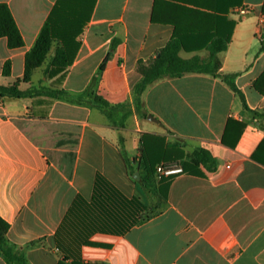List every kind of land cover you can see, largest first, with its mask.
<instances>
[{"label": "crops", "instance_id": "1", "mask_svg": "<svg viewBox=\"0 0 264 264\" xmlns=\"http://www.w3.org/2000/svg\"><path fill=\"white\" fill-rule=\"evenodd\" d=\"M0 3L23 40L10 48L0 37V86L67 93L0 97V218L8 224L9 246L27 264H264V51L258 36L264 0H94L63 77L46 73L44 63L28 81L25 54L46 19L56 4L58 16L79 0ZM174 33L184 44L182 58L202 59L230 34L226 50L214 55L220 73L235 74L245 104L220 78L186 73L149 84L141 95L146 115L136 113L137 62L154 56ZM91 95L125 103L131 113L114 126ZM144 137L147 148L159 151V164L182 169L185 160V171L160 175L165 200L159 212L121 234L95 230L89 243L61 241L60 248L56 232L77 198L98 203L91 214L75 212L87 229L115 220L118 199L111 188L138 198L147 211L156 202L139 183ZM198 147L214 159L213 169L187 161ZM126 212L124 203V223ZM0 264H7L2 256Z\"/></svg>", "mask_w": 264, "mask_h": 264}, {"label": "trees", "instance_id": "2", "mask_svg": "<svg viewBox=\"0 0 264 264\" xmlns=\"http://www.w3.org/2000/svg\"><path fill=\"white\" fill-rule=\"evenodd\" d=\"M84 2H87V0H79L78 4L72 3V8L62 7L58 12V16L56 15L58 7L56 4V7H54V10L43 24L35 43L25 54L24 81H28L33 70L44 63L47 64L45 69L46 73L50 75L61 73L59 78L61 79L63 77L65 69L71 65L79 48L80 43L77 37L80 35L85 22L88 20L94 0L90 2L88 8H85ZM262 11H264V5L262 6ZM0 37L6 38L7 45L10 48H18L23 45L20 32L5 3H0ZM229 41L230 34L220 46L211 50V55L207 58L202 59L197 56L182 58L179 53L184 47V44L179 35L174 33L166 44L156 51L154 56L146 60H138L136 71L139 73L140 78L132 87V104L135 112L141 117L146 115V112L142 111L141 95L149 84L166 77H180L186 73H203L220 78L233 92L239 95L243 104H245L243 94L234 82L235 74L220 73L221 59L214 55L216 52L225 51ZM52 50L54 52L53 55L50 54ZM260 50L264 51V33L260 42ZM102 68L103 65L100 66V70ZM4 96L11 98H33L41 96L47 98H66L67 93L62 89L52 86H30L22 90L18 88L17 83H13L0 86V97ZM91 102L105 114L114 126H122L126 117L131 113L128 108L125 109V103L111 105L99 95H91ZM175 146H179V144H167L165 148L169 150ZM158 156L159 151L155 146L153 148H147L144 137L142 139V148L138 163V169L143 172V174H140L139 183L150 192L152 195L151 198L156 201L148 208V211L138 198L132 197L131 199H127L116 189L111 188L118 199L115 220L111 219V225H106L105 223L101 225L94 224L87 229V225L83 221L84 219L76 218L75 212L79 209L85 215L91 214L96 209L95 207H97L98 203L95 200L91 203H86L82 199L77 198L68 209L56 232V240L59 247L61 248V241L66 243L68 241L70 244L74 243L77 245L87 244L89 243L87 240L89 234L95 230L121 234L130 226L142 222L158 213L162 200H165V195H163L161 189L163 178L159 174H156V167L160 162ZM186 159L191 164L195 166L203 165L208 170L213 169L215 166L214 159L211 155L200 147L195 148L186 156ZM171 160L173 159L167 161ZM184 161L180 159L183 166L181 172L185 171ZM120 200L122 201V205L119 204ZM124 203H126L127 207L126 223H124ZM104 206H108V203H105ZM7 230L8 224L0 218V256L4 258L7 264H27L24 255L14 251L9 246L6 239Z\"/></svg>", "mask_w": 264, "mask_h": 264}, {"label": "built area", "instance_id": "3", "mask_svg": "<svg viewBox=\"0 0 264 264\" xmlns=\"http://www.w3.org/2000/svg\"><path fill=\"white\" fill-rule=\"evenodd\" d=\"M239 12L241 14H244L247 12L246 9H240ZM263 21H260L258 24V36L262 38L263 33H264V26H263ZM182 171L181 167L177 165H170V164H159L156 167V173L159 175H171V174H176L180 173Z\"/></svg>", "mask_w": 264, "mask_h": 264}, {"label": "water", "instance_id": "4", "mask_svg": "<svg viewBox=\"0 0 264 264\" xmlns=\"http://www.w3.org/2000/svg\"><path fill=\"white\" fill-rule=\"evenodd\" d=\"M148 119H154L152 116L148 115L147 116ZM133 179L135 180H138L139 179V174L138 172H135L133 175H132Z\"/></svg>", "mask_w": 264, "mask_h": 264}, {"label": "rangeland", "instance_id": "5", "mask_svg": "<svg viewBox=\"0 0 264 264\" xmlns=\"http://www.w3.org/2000/svg\"><path fill=\"white\" fill-rule=\"evenodd\" d=\"M154 93H160V90L159 91H154ZM153 96V95H152ZM148 115H150V116H152L154 119H156V117L153 115V113H150V112H148L147 113V116ZM157 174V173H156Z\"/></svg>", "mask_w": 264, "mask_h": 264}]
</instances>
